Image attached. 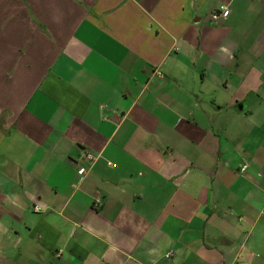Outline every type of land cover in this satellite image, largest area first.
Instances as JSON below:
<instances>
[{"label":"crops","instance_id":"0c3cea01","mask_svg":"<svg viewBox=\"0 0 264 264\" xmlns=\"http://www.w3.org/2000/svg\"><path fill=\"white\" fill-rule=\"evenodd\" d=\"M0 264H264V0H0Z\"/></svg>","mask_w":264,"mask_h":264},{"label":"built area","instance_id":"2783aa9c","mask_svg":"<svg viewBox=\"0 0 264 264\" xmlns=\"http://www.w3.org/2000/svg\"><path fill=\"white\" fill-rule=\"evenodd\" d=\"M227 11H228V9H227V6L226 5H219V6H217L210 13V19H211V21L214 22V23H217L221 18H223L224 15H226ZM83 158L86 161H88L89 163H91V164L96 160V158L93 157L89 153L83 154ZM244 169H245V167L242 166L241 167V171H244ZM170 255H172L171 252L167 254V257L170 256Z\"/></svg>","mask_w":264,"mask_h":264}]
</instances>
